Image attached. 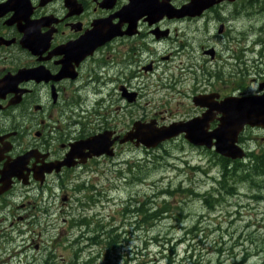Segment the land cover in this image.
<instances>
[{
	"label": "rangeland",
	"instance_id": "rangeland-1",
	"mask_svg": "<svg viewBox=\"0 0 264 264\" xmlns=\"http://www.w3.org/2000/svg\"><path fill=\"white\" fill-rule=\"evenodd\" d=\"M261 10H264V0L261 4L241 2L231 8L226 16L227 20L215 23L202 21L198 24L184 21L171 26L173 36L177 38L174 47L178 50L175 55L178 52L179 55L166 62L159 61L154 75H143L136 79L143 86L133 87L140 94L134 105L122 100L115 89L119 85L109 93H102L107 124L117 131L126 132L136 121L150 122L157 119L160 124L168 126L175 120H182L193 106L189 95L196 88L197 79L203 83H214L210 73L215 68L211 59L204 56V50L216 46L222 60L219 61V66L222 67L221 64L227 61L228 64H236L238 72L237 62L231 54L233 47L230 46L244 43V47L249 49L255 42L264 39V14L259 16L258 13ZM226 25L227 39L219 38L216 42L214 35H217L219 27ZM182 45L187 48L182 49ZM260 52L262 49L257 46L253 54L247 53L248 70L243 74L246 79L236 77L233 74L235 68L230 67L224 69L226 79L231 74L234 76L231 77L232 81L238 78L239 84L247 89H256L253 80L258 78V70L264 71V59L261 60ZM231 58L234 60L229 61ZM219 74L221 76L220 72ZM220 83L209 87V92H226V88ZM218 84L222 85L221 89ZM94 104H89L88 110H93ZM100 125L102 124H96L98 130L101 129ZM94 127L92 124V128ZM259 143L261 144L260 141ZM212 154L193 148L181 138L150 151L129 146L120 151L115 159L101 160L90 166L68 188V196L73 199L74 205L80 204L84 210H88L90 216L95 217L90 222V232L82 228L62 235L60 227L64 226L63 221L52 220L55 228L50 236L55 240L54 247L40 251V264H47L50 255L58 264H264V253L260 250V243L264 239V199L256 203L249 197L251 194L258 196L261 191L252 179L244 182L234 193L228 188L222 190L223 196L228 192L237 195L227 198L225 204L218 206L215 214H211L210 206L204 205L200 200L208 198H192L182 206V194H176L175 197L180 202L167 207L175 216L182 209L186 218H180L185 221L181 229L176 227L177 223L172 229L173 223L164 220V217L159 223L150 221L146 211L139 214L140 223L135 227L134 215H126L127 208L134 205L152 213L153 210L160 209L164 200L171 202V197L162 194L166 188L192 187L201 195L216 190L217 184L213 182V178L220 180L221 170L215 166L217 160ZM128 165L142 167L144 174L141 175V180L136 181L131 175H127ZM194 168H201L202 172L193 170ZM90 197L99 198L102 202L96 199L95 204L90 203ZM209 201L211 212L213 207L224 202ZM198 217L200 220L195 225ZM204 218L209 220L202 223ZM94 236H98L99 240L96 245L91 246L88 241ZM113 239L118 243L117 248L109 251L108 243ZM182 240L187 241L182 245ZM262 247L264 250V243ZM79 250L85 251L77 258ZM5 256L1 259H5Z\"/></svg>",
	"mask_w": 264,
	"mask_h": 264
},
{
	"label": "flooded vegetation",
	"instance_id": "flooded-vegetation-1",
	"mask_svg": "<svg viewBox=\"0 0 264 264\" xmlns=\"http://www.w3.org/2000/svg\"><path fill=\"white\" fill-rule=\"evenodd\" d=\"M168 1L174 8L184 2L0 0V187L5 166L28 159L18 164L8 191L0 194V257L34 234L32 226L21 224L18 202L35 189L41 195L66 193L88 164L100 161L83 163L72 156L73 146L106 131L118 133L112 125L104 130L108 118L99 113L90 125L84 123L88 92L98 99L104 88L120 81L132 91L138 61L179 55L166 52V19L157 15L150 21L146 14ZM193 112L185 117L204 114ZM101 120V129L93 130L92 124ZM20 261L18 255L13 262Z\"/></svg>",
	"mask_w": 264,
	"mask_h": 264
},
{
	"label": "water",
	"instance_id": "water-1",
	"mask_svg": "<svg viewBox=\"0 0 264 264\" xmlns=\"http://www.w3.org/2000/svg\"><path fill=\"white\" fill-rule=\"evenodd\" d=\"M227 106L231 108V110L226 111L227 115H225V122L220 126L221 132L216 135L214 134V138L219 141L217 150L219 153L226 156L235 159L241 158L243 154L241 150L235 146L237 134L246 125L264 128V97L233 101L228 103ZM187 126L188 125L176 124L168 129L153 130L149 132L150 135H146L145 137L141 132L144 126L137 124V133L135 137L147 148H155L167 139L174 138L186 131L188 133L187 138L194 144L206 145L208 148H212L211 141L213 137L207 136L210 139H205L198 135L201 131L195 134ZM133 137L134 135L131 133L124 141H130ZM104 138L105 137H97L87 142L92 156L100 157L105 154L109 156L113 155L109 152L110 144Z\"/></svg>",
	"mask_w": 264,
	"mask_h": 264
},
{
	"label": "bare ground",
	"instance_id": "bare-ground-1",
	"mask_svg": "<svg viewBox=\"0 0 264 264\" xmlns=\"http://www.w3.org/2000/svg\"><path fill=\"white\" fill-rule=\"evenodd\" d=\"M263 27H264V26H263ZM252 174H253V173H250V172H248V173L246 174V176L243 174V175L240 177L239 182H240L241 184H243L244 182L248 181L249 179H252V180H253V177H251ZM253 182H254V181H253ZM227 188L230 189V191L233 192V193L236 192L237 189H238V187H235V186H232V185H227V186L224 187L222 190H226ZM232 188H234V190H232ZM257 188H259V190H261L263 187L257 186ZM231 192H228V193L231 194ZM146 213L148 214V217L150 216V214H152V213H150V212L147 211V210H146ZM163 217H164V216L161 215V217H159V220L157 219V221L160 222V220H161ZM181 222H183V218L181 219L180 223H181ZM176 223L178 224V221H175V224H176ZM81 225H82V227H84V226H83L84 223H81ZM88 242L91 244V246H94V245L97 244V240H96V239L89 240ZM246 259H247V257L244 258V262L246 261Z\"/></svg>",
	"mask_w": 264,
	"mask_h": 264
},
{
	"label": "trees",
	"instance_id": "trees-1",
	"mask_svg": "<svg viewBox=\"0 0 264 264\" xmlns=\"http://www.w3.org/2000/svg\"><path fill=\"white\" fill-rule=\"evenodd\" d=\"M260 163H261V165L259 166V170L257 171V173H253L251 175V177H253V181H254L256 187L257 186L263 187V185H264V157L260 159ZM232 190H234V188H232ZM161 215H162L161 213L150 214L149 217L152 219H155V217L159 219V217H161Z\"/></svg>",
	"mask_w": 264,
	"mask_h": 264
}]
</instances>
